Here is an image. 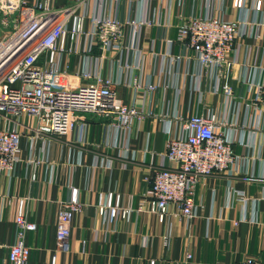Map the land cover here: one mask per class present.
Instances as JSON below:
<instances>
[{"label": "crops", "instance_id": "0c3cea01", "mask_svg": "<svg viewBox=\"0 0 264 264\" xmlns=\"http://www.w3.org/2000/svg\"><path fill=\"white\" fill-rule=\"evenodd\" d=\"M99 1H90L89 18L102 14ZM74 2L57 0V5ZM107 11L121 20L155 23L131 30L133 50L112 53L101 71L120 82V98L145 118L120 131L86 115V128L37 137V122L26 120L23 161L15 172L0 176V264H9L21 210L37 224L27 237L29 264H53L54 259L56 264H239L248 257L264 263V116L254 111L258 85L264 82V3L258 12L254 4L239 10L230 1L215 2L212 12L241 23L243 34L225 79L205 74L178 42L183 18L205 13L206 0H119ZM85 57H72V72L86 68ZM141 74L156 92L143 94L134 86ZM196 112L224 123L238 164L231 173L198 183L197 218L175 216L171 208L159 222L137 211L146 177L166 162V141L181 134L182 119ZM73 190L82 210L72 222L68 248L59 250L58 214ZM109 202L121 208L114 218L109 208L101 212V204ZM124 210L132 211L125 216Z\"/></svg>", "mask_w": 264, "mask_h": 264}, {"label": "built area", "instance_id": "2783aa9c", "mask_svg": "<svg viewBox=\"0 0 264 264\" xmlns=\"http://www.w3.org/2000/svg\"><path fill=\"white\" fill-rule=\"evenodd\" d=\"M74 1L71 6H58L57 0H0V176L15 172L23 161L21 128L27 125L26 120L37 122L33 128L37 137L67 136L75 129L86 128V115L120 131L145 118V113L120 98V82L103 76L101 71L112 53L133 50L128 36L131 30L140 31L155 23L121 20L108 14L109 3L119 0H100L102 14L92 18L87 14L91 0ZM216 1H230L239 10L254 4L260 12L264 0H206L205 13L189 15L179 25L178 42L205 74L225 79L243 34L241 23L212 12ZM82 54L86 55V68L72 72V57ZM134 86L143 94L157 90L154 84L144 83L142 74L134 80ZM223 91L227 96L232 93L226 83ZM254 111L264 116V82L258 85ZM223 128L224 123L215 116L199 112L182 119L181 134L166 141V162L146 177L148 186L137 211L149 213L159 222L170 215L171 208L175 216L197 218L199 207L194 194L198 183L208 176L231 173L238 164L235 142ZM106 208L113 218L121 210L119 204L113 207L110 202L101 204V212ZM81 210L78 191L73 190L58 214L59 250L68 248L72 222ZM36 230L37 224L21 210L15 242L9 247V264H29L32 250L27 237ZM239 264L264 263L248 257Z\"/></svg>", "mask_w": 264, "mask_h": 264}]
</instances>
